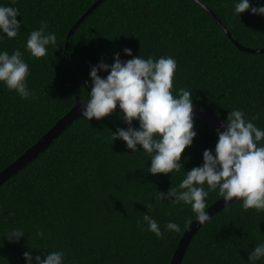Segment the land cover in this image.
Segmentation results:
<instances>
[{"label":"trees","instance_id":"1","mask_svg":"<svg viewBox=\"0 0 264 264\" xmlns=\"http://www.w3.org/2000/svg\"><path fill=\"white\" fill-rule=\"evenodd\" d=\"M96 0H0V171L75 103L67 31ZM243 46L264 47V0H200ZM68 65L82 100L174 98L256 151L246 196L209 217L181 264H264V53L244 52L194 0H103ZM243 150L159 107L77 117L0 185V264H170L189 223L233 189Z\"/></svg>","mask_w":264,"mask_h":264},{"label":"water","instance_id":"2","mask_svg":"<svg viewBox=\"0 0 264 264\" xmlns=\"http://www.w3.org/2000/svg\"><path fill=\"white\" fill-rule=\"evenodd\" d=\"M103 0H96L93 2L85 12L78 18V20L69 28L66 34L64 50H63V66L67 78L71 84L74 92V105L59 118L39 139H37L29 148L21 153L14 161L0 171V185L9 177L14 175L29 162H31L41 151L46 149L51 142L66 129L77 117L84 114H91L94 112L113 111L117 109L132 107V106H151L169 109L197 120L211 125L223 135L237 144L248 159L247 168L238 182V184L229 192L221 196L200 214H198L185 228L181 237L179 238L176 247L172 253L170 264H181L185 249L198 228L218 210L237 199L240 196H246L249 189L257 175L259 167V159L256 151L252 148L244 136L237 131L233 126L218 117L217 115L203 110L199 107L193 106L189 103L156 95H127L123 97L105 99V100H82L78 94V89L73 80L71 71L68 65V53L70 47V40L73 32L79 24L102 2ZM199 4L209 16L216 22V24L224 31L225 35L232 41L234 46L244 52L264 53V47L252 48L241 45L225 27V25L217 18V16L200 0H194Z\"/></svg>","mask_w":264,"mask_h":264}]
</instances>
